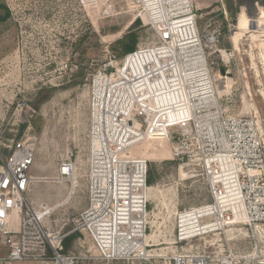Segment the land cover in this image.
Instances as JSON below:
<instances>
[{
  "label": "built area",
  "instance_id": "2783aa9c",
  "mask_svg": "<svg viewBox=\"0 0 264 264\" xmlns=\"http://www.w3.org/2000/svg\"><path fill=\"white\" fill-rule=\"evenodd\" d=\"M135 2L152 42L103 65L88 85L86 208L71 232L50 233L48 211L27 200L34 150L11 140L0 164V250L6 252L0 264H75L63 253L74 232L89 238L100 259L147 260L148 161L133 151L152 141L169 144L172 160L204 180L211 200L178 215L176 242L231 227L245 229L251 245L245 252L180 255L175 264H264V138L256 117L229 116L221 106L207 58L220 34L199 32L193 0H148L149 9ZM262 10L258 0L251 5L250 11ZM75 171V163L64 161L55 180L68 182Z\"/></svg>",
  "mask_w": 264,
  "mask_h": 264
},
{
  "label": "rangeland",
  "instance_id": "374dc122",
  "mask_svg": "<svg viewBox=\"0 0 264 264\" xmlns=\"http://www.w3.org/2000/svg\"><path fill=\"white\" fill-rule=\"evenodd\" d=\"M199 2L205 4L198 13L199 32L220 34L207 58L221 106L229 116L256 117L264 138V40L252 39L255 33L250 30L264 22L261 12L250 11V0ZM0 5L8 11L0 22V164L10 154L11 140L33 148L27 200L35 210L48 211L45 228L50 233L66 234L87 206L90 80L103 65L125 55L130 36L136 38V49L152 42V32L135 0H0ZM6 10L0 9V17ZM228 24L243 33L238 50ZM133 156L148 161L153 177L149 257L106 261L85 234L74 232L65 253L76 258L75 264H175L180 255L250 250L243 228L225 227L177 243L178 215L211 202L204 180L179 168L169 144L152 141L137 147ZM64 161L75 163L74 182L55 180ZM5 255L0 250V256Z\"/></svg>",
  "mask_w": 264,
  "mask_h": 264
},
{
  "label": "trees",
  "instance_id": "16d2710c",
  "mask_svg": "<svg viewBox=\"0 0 264 264\" xmlns=\"http://www.w3.org/2000/svg\"><path fill=\"white\" fill-rule=\"evenodd\" d=\"M258 1L261 3V5L264 6V0H258ZM193 2H194L195 11L198 12V13L201 12V9L204 7L203 5H205L204 2L200 3L199 0H193ZM0 9H5L6 10L5 6H2V5H0ZM220 15H221V13H220ZM259 15H260L261 18L264 19V10H262ZM7 17H8V11L6 10V15L3 16V17H0V22L5 21ZM135 43H136L135 36H130L129 39H128V42L126 44H124L123 54H128V53L133 52L135 50ZM23 128H24V126L21 127V129H23ZM152 183H153L152 173L149 172V170H148L147 184L149 186ZM74 237L75 236L73 234H71L67 238L64 239V241H63V253H65V251H66V249L68 247V243Z\"/></svg>",
  "mask_w": 264,
  "mask_h": 264
},
{
  "label": "bare ground",
  "instance_id": "6f19581e",
  "mask_svg": "<svg viewBox=\"0 0 264 264\" xmlns=\"http://www.w3.org/2000/svg\"><path fill=\"white\" fill-rule=\"evenodd\" d=\"M143 1H144L143 4L146 5L145 7H148V9H149L148 0H142V2ZM250 30L255 33V34L251 35V38L252 39H255V40H258V41H260V42L263 43V40H264V22L259 23V24H256V26L253 25L252 27H250ZM241 37H243V33L239 32V31H234V33L231 36V41H232V44H233V48L236 49V50H238V44H239V40H240ZM262 37H263V40H260ZM262 43H260V44H262ZM73 180H74V176H72L68 182H74ZM150 189L151 188H149L148 190L150 191ZM149 191H148V197L150 195L149 194ZM181 216H182L181 218H183L184 221H187V220L190 219V216L191 215H189L188 213H186V214L181 215Z\"/></svg>",
  "mask_w": 264,
  "mask_h": 264
},
{
  "label": "water",
  "instance_id": "95a60500",
  "mask_svg": "<svg viewBox=\"0 0 264 264\" xmlns=\"http://www.w3.org/2000/svg\"><path fill=\"white\" fill-rule=\"evenodd\" d=\"M251 1V3H253V2H255L256 0H250ZM221 74H225V72L224 71H221Z\"/></svg>",
  "mask_w": 264,
  "mask_h": 264
}]
</instances>
